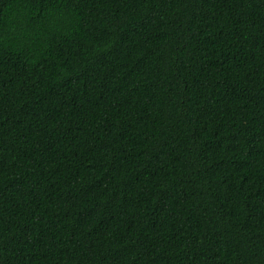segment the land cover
<instances>
[{
    "label": "trees",
    "instance_id": "trees-1",
    "mask_svg": "<svg viewBox=\"0 0 264 264\" xmlns=\"http://www.w3.org/2000/svg\"><path fill=\"white\" fill-rule=\"evenodd\" d=\"M0 264H264V0H0Z\"/></svg>",
    "mask_w": 264,
    "mask_h": 264
}]
</instances>
